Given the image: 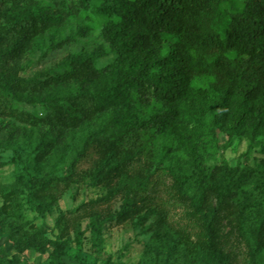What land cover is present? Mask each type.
I'll return each instance as SVG.
<instances>
[{
    "label": "trees",
    "instance_id": "obj_1",
    "mask_svg": "<svg viewBox=\"0 0 264 264\" xmlns=\"http://www.w3.org/2000/svg\"><path fill=\"white\" fill-rule=\"evenodd\" d=\"M76 19L84 21L81 34L98 32L99 45L69 53L36 72L40 90L24 94L19 88L23 79L16 74L22 68L17 52L30 47L35 35L47 41L42 55L70 43L76 34L62 30ZM105 57L110 60L100 64ZM0 91L17 100H35L51 111L47 122L56 132L55 144L64 139L58 127L91 128L97 113L106 110L108 117L93 122L96 127L79 137L81 146L70 165L87 143L101 138L112 142V151L91 175L92 183L99 180V170L106 178L118 170L135 173L128 188L134 196L128 192L122 208L136 204L156 210L175 233L194 238L208 259L226 264L224 246L231 233L219 240L218 226L235 185L234 170L226 163L207 170L201 161L191 171L167 165L170 182L164 189L155 180L137 193L147 183L138 173L139 154L147 140L144 166L150 168L165 161L169 143L189 150L188 127L201 117L196 102L209 113L215 145L217 129L228 137L246 126L252 135L264 132V0H0ZM76 134L70 138H78ZM40 135L34 150L49 142L46 134ZM13 159L21 163L22 175L17 186L3 188L4 194L24 188L27 200L42 213L34 194L51 178L30 174L19 154ZM263 226L264 217L256 219L246 264H256ZM80 236L78 232L73 239ZM70 241H54L58 261L60 248Z\"/></svg>",
    "mask_w": 264,
    "mask_h": 264
},
{
    "label": "rangeland",
    "instance_id": "obj_2",
    "mask_svg": "<svg viewBox=\"0 0 264 264\" xmlns=\"http://www.w3.org/2000/svg\"><path fill=\"white\" fill-rule=\"evenodd\" d=\"M83 20L65 23L62 34L75 39L42 55L47 41L35 35L31 46L17 52V63L22 66L16 74L23 81L19 88L27 95H35L40 85L35 73L52 66L72 52L90 50L99 45L98 32H83ZM15 58V59H16ZM105 57L99 63H106ZM201 114L199 124L189 125L191 132L187 145L178 147L169 143L162 164L144 166V156L150 152V143L144 140L138 172L147 179L148 190L155 180L164 189L170 182L166 166L182 170H196V164L207 170L226 163L234 170L235 185L225 200V210L219 219V240L231 233L224 246L226 264H246L254 245L256 219L264 217V132L252 135L249 127L228 137L222 129L216 130L215 145L209 130L208 112L195 103ZM63 113V112H62ZM46 110L35 100H17L0 91V257L3 264H215L191 236L175 233L154 209H140L139 205L122 208L129 192V183L135 173L115 171L95 183L91 175L101 160L107 158L114 144L103 138L87 143L84 153L70 165L72 153L80 147L79 137L92 131L108 117L106 110L97 113L91 128L76 130L72 125L58 127L64 139L55 144L54 130H50ZM61 114V113H60ZM63 115V114H62ZM73 133L78 138L71 139ZM46 134L47 145L34 150ZM165 150V151H166ZM164 151V150H161ZM20 155L30 174L51 178L48 184L38 186L35 203L40 213L19 188L4 194L3 188L15 187L22 175V165L13 158ZM133 163L132 167L138 165ZM22 179H20V182ZM224 185L222 191L224 190ZM128 196L133 198L134 192ZM80 232L79 239H73ZM72 239L60 248L59 261L53 253L54 241ZM256 264H264V226L262 244L257 250Z\"/></svg>",
    "mask_w": 264,
    "mask_h": 264
}]
</instances>
